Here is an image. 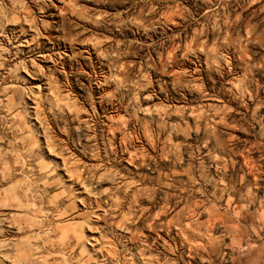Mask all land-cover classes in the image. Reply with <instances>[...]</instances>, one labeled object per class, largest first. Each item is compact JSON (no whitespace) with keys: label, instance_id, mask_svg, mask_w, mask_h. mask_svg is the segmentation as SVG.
<instances>
[{"label":"rangeland","instance_id":"rangeland-1","mask_svg":"<svg viewBox=\"0 0 264 264\" xmlns=\"http://www.w3.org/2000/svg\"><path fill=\"white\" fill-rule=\"evenodd\" d=\"M0 264H264V0H0Z\"/></svg>","mask_w":264,"mask_h":264},{"label":"bare ground","instance_id":"bare-ground-1","mask_svg":"<svg viewBox=\"0 0 264 264\" xmlns=\"http://www.w3.org/2000/svg\"><path fill=\"white\" fill-rule=\"evenodd\" d=\"M158 8V7H157ZM148 12V11H147ZM139 13H140V11H139ZM151 14H152V12H150ZM150 13H148V14H150ZM141 14V13H140ZM144 15V14H143ZM147 15V14H146ZM153 15V14H152ZM170 15V14H169ZM138 16H139V14H138ZM180 16V15H179ZM170 17V19H173L174 17L173 16H169ZM229 17V16H228ZM179 19V18H178ZM143 25H145V24H143ZM231 27V26H230ZM229 26H228V28H230ZM151 30V29H150ZM208 36H209V34H206V37H207V39H209L208 38ZM230 36V35H229ZM200 37V36H199ZM199 37L198 36H195L192 40H191V43H189L188 44V46H193V45H197V44H199V42H200V40L198 41V39H199ZM207 39H206V41H207ZM205 40L203 41V42H206ZM201 42H202V40H201ZM209 41H207V43H208ZM210 43V42H209ZM215 44V43H214ZM121 45V44H120ZM131 45V44H130ZM200 46L202 47L201 48V50H204V54H206L207 55V57H209L210 55H214L215 56V53H217L216 52V50H217V46L216 47H214L212 50H208V49H206L205 48V46L206 45H201L200 44ZM187 48H189V47H187ZM220 49V48H219ZM177 51V50H176ZM188 51V50H187ZM218 51V50H217ZM123 52V51H122ZM120 55H122V53L121 52H118V53H116V57H119ZM176 55H177V53H176ZM205 55V56H206ZM111 56V55H110ZM117 59V58H116ZM144 65V64H143ZM196 70V69H195ZM125 72V71H124ZM183 72V71H182ZM180 77V76H179ZM245 77V76H244ZM180 80V79H179ZM251 82L252 80H251V78H246L244 81H243V84H242V86H238V89L241 91V92H245V90L243 89V87H248V85L247 84H249V82ZM250 85V84H249ZM198 89V88H197ZM202 90V89H201ZM76 114H77V116H79V111H77L76 112ZM200 114V113H199ZM204 115V114H203ZM76 116V117H77ZM205 117V116H204ZM198 118H200V117H198ZM208 118V117H207ZM206 118V119H207ZM197 119V118H196ZM89 120V119H88ZM221 120V119H220ZM219 120V121H220ZM213 121V120H212ZM219 121H217V122H219ZM89 122H90V120H89ZM197 123V122H196ZM195 123V124H196ZM86 124H88V123H86ZM201 124V123H200ZM216 124V123H215ZM222 124V123H221ZM91 125V124H90ZM93 126L95 125V124H92ZM161 125V124H160ZM189 125V124H188ZM92 126V128H94V132H95V126L93 127ZM184 126V125H183ZM213 126V125H212ZM161 127V126H160ZM197 127H198V124H197ZM143 128H144V131H143V135L141 136V138H149L150 139V141H149V143H150V146H149V149L151 150V151H155L157 148H158V146H157V140L158 139H156V138H154L151 134H153V133H150V128H149V124H144L143 125ZM156 128H158V127H156ZM159 130H161V131H163V128L161 127V128H158ZM173 129H174V127H173ZM181 129V128H180ZM188 129V128H187ZM170 130V129H169ZM175 130V129H174ZM178 130V129H177ZM121 131V130H120ZM160 131V132H161ZM167 132V131H166ZM157 133H158V131H157ZM165 133V132H164ZM171 133H173V132H171ZM212 133H213V138H214V140H215V142H217V136H218V133H217V130H216V126H214V129L212 130ZM91 134V133H90ZM156 135V134H155ZM159 135V134H158ZM173 135V137H181V134H179V133H177L176 131L174 132V134H172ZM190 135H196L197 137H198V139L199 140H203L204 138H206L207 137V135H208V130H207V128H202V127H200V128H198L197 129V132H195V133H190ZM93 136V135H92ZM97 136V135H96ZM114 136V135H113ZM144 136V137H143ZM171 136V135H170ZM129 137V136H128ZM134 138V137H133ZM136 138V137H135ZM172 138V137H171ZM170 138V139H171ZM130 139V138H129ZM104 140V139H103ZM142 140V139H141ZM148 141H147V143H148ZM171 141V140H170ZM132 142V141H131ZM148 143V144H149ZM129 144H130V141L127 139V137L126 136H124V137H122V139H121V141H120V144H116L115 142H113V140L111 141V139L109 140V141H106V143H103L102 145H104V157L105 158H107V160L108 159H110V157H111V155H120V154H123V155H127V150H128V147H129ZM148 147V146H147ZM179 147V146H178ZM208 145H206L204 148L203 147H198V151L199 152H201L203 149H205V151H206V149H208ZM130 149V148H129ZM177 150V149H176ZM210 150V149H209ZM150 151V152H151ZM157 151V150H156ZM130 152H132V151H130ZM173 152V151H172ZM136 153H139V152H136ZM143 152H141L140 154L142 155V156H140L141 157V159H139V162H140V160H142L143 159V161H146V155H148V153L145 155V154H142ZM145 153V152H144ZM168 153L169 152H167V155H168ZM175 153L176 154H179L180 152H178L177 153V151H175ZM130 154V158H132V157H134V154L133 153H129ZM139 154V155H140ZM173 154H174V152H173ZM175 154V155H176ZM149 156V155H148ZM171 156V155H170ZM119 157V156H118ZM137 156H135L134 158H136ZM129 158V159H130ZM168 158H169V155H168ZM112 159V158H111ZM137 159V158H136ZM138 160V159H137ZM170 160V159H169ZM110 161V160H109ZM133 161H135L136 162V160H132V161H130L131 163L133 162ZM108 162H106V164H107ZM111 163H112V161H111ZM110 163V164H111ZM115 163V162H114ZM138 163V162H137ZM109 164V163H108ZM116 164V163H115ZM140 164V163H139ZM139 164H137V165H139ZM142 165H143V163H141ZM141 164H140V166H141ZM144 164H145V162H144ZM145 165H147V164H145ZM105 166V165H104ZM144 166V165H143ZM137 167V166H136ZM147 167V166H146ZM141 168H143L142 166H141ZM124 180V179H123ZM122 182V181H121ZM128 182V181H127ZM128 183H130V182H128ZM131 184V183H130ZM132 185V184H131ZM130 186V185H129ZM152 224V223H151ZM151 226V225H150Z\"/></svg>","mask_w":264,"mask_h":264}]
</instances>
